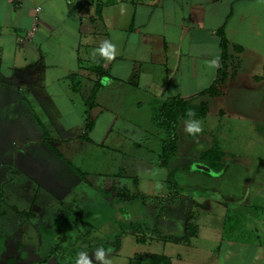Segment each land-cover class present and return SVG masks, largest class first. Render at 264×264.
I'll return each instance as SVG.
<instances>
[{
	"label": "rangeland",
	"instance_id": "374dc122",
	"mask_svg": "<svg viewBox=\"0 0 264 264\" xmlns=\"http://www.w3.org/2000/svg\"><path fill=\"white\" fill-rule=\"evenodd\" d=\"M247 92L229 87L204 117H181L172 130L157 126L154 105L147 103L128 114L142 138H121L116 147L122 152L90 146L71 158L74 147L62 149L46 137L38 142L41 128L23 94L0 86V261L77 264L83 252L101 264L94 253L102 248L111 264L161 256L168 264H237L238 250L227 256L225 250L264 236L263 211L246 204L264 174V128L255 125L264 112L251 109ZM193 121L201 130L189 133ZM172 134L177 145L164 170L156 166V140ZM213 146L224 153L220 170L200 161ZM81 172L134 179V202L111 206ZM54 246L61 255L50 258Z\"/></svg>",
	"mask_w": 264,
	"mask_h": 264
},
{
	"label": "crops",
	"instance_id": "0c3cea01",
	"mask_svg": "<svg viewBox=\"0 0 264 264\" xmlns=\"http://www.w3.org/2000/svg\"><path fill=\"white\" fill-rule=\"evenodd\" d=\"M223 38L227 76L211 97L206 90L217 78ZM105 42L113 46L111 59L99 51ZM99 56L103 79L93 71ZM0 86L23 94L41 128L38 142L74 147L71 158L90 146L122 152L121 138H142L128 114L147 103L157 112L152 119L175 101L209 110L230 87L248 90L251 109L264 112V0H0ZM88 119L85 142L79 137ZM255 123L264 128V119ZM246 204L264 213V174ZM262 239L224 254L238 250L237 264H264Z\"/></svg>",
	"mask_w": 264,
	"mask_h": 264
},
{
	"label": "trees",
	"instance_id": "16d2710c",
	"mask_svg": "<svg viewBox=\"0 0 264 264\" xmlns=\"http://www.w3.org/2000/svg\"><path fill=\"white\" fill-rule=\"evenodd\" d=\"M97 15H99V12ZM228 59L229 55L227 44L226 40L223 38L221 41V59L217 78L215 82L206 90V93L211 97L218 96L219 93L217 85L226 79ZM103 64L104 58L99 56L93 68V71L96 72L100 79L107 76V71L104 69ZM100 85V82H97L94 85L92 93L87 99V104L89 106L94 103L96 91ZM207 111L208 109L205 103H200L198 106H194L191 102L175 101L165 104L155 120L157 122V126L163 127L166 130H172L179 118L187 116L195 118L198 116L204 117L207 114ZM92 127L93 122L88 119L85 124L84 133L79 137V139L85 142H90L89 133L92 130ZM176 145L177 138L175 134H172L169 139L163 141L161 144V154L158 156L156 163L159 168L164 170L169 169V161L175 152ZM223 157L224 153L217 150L216 147L213 146L201 153L200 161L212 170H220L223 164ZM80 176L89 187L99 192L111 206H115L118 209L124 207L127 203L134 202L136 198V181L130 177L127 178L121 173L109 176H88L87 174L80 173ZM167 181H169L170 184L172 183V180L170 179V172ZM122 214L124 216L126 213ZM135 228L136 227H133L134 230ZM149 261L151 264H168V259L162 256L149 259Z\"/></svg>",
	"mask_w": 264,
	"mask_h": 264
},
{
	"label": "clouds",
	"instance_id": "9594fccd",
	"mask_svg": "<svg viewBox=\"0 0 264 264\" xmlns=\"http://www.w3.org/2000/svg\"><path fill=\"white\" fill-rule=\"evenodd\" d=\"M105 47H101L99 49V51L108 56L109 59L112 58L110 52L108 51L109 49H112L113 46L108 44L107 42H105ZM201 129L199 128V122L198 121H193L190 122L186 128V131H188L189 133H194V132H199ZM80 259L77 260V264H92L91 260L86 258V254L85 253H80L79 254ZM95 259L97 261H101V264H111V261L105 258V252L104 249H99L94 253Z\"/></svg>",
	"mask_w": 264,
	"mask_h": 264
},
{
	"label": "flooded vegetation",
	"instance_id": "af4514ba",
	"mask_svg": "<svg viewBox=\"0 0 264 264\" xmlns=\"http://www.w3.org/2000/svg\"><path fill=\"white\" fill-rule=\"evenodd\" d=\"M55 254H59V255H61V254L59 253V250H58L57 246H54L53 251H52V253L50 254V258H51L53 255H55ZM145 263H147V264H151L150 261H149V260H146V259H145V260H141V261H139L137 264H145ZM0 264H8V262L0 261ZM129 264H132V263H129ZM133 264H135V263H133Z\"/></svg>",
	"mask_w": 264,
	"mask_h": 264
},
{
	"label": "water",
	"instance_id": "95a60500",
	"mask_svg": "<svg viewBox=\"0 0 264 264\" xmlns=\"http://www.w3.org/2000/svg\"><path fill=\"white\" fill-rule=\"evenodd\" d=\"M145 264H147V263H145Z\"/></svg>",
	"mask_w": 264,
	"mask_h": 264
}]
</instances>
